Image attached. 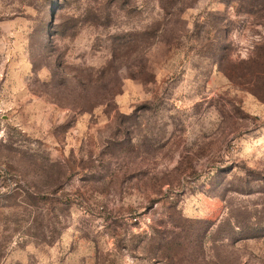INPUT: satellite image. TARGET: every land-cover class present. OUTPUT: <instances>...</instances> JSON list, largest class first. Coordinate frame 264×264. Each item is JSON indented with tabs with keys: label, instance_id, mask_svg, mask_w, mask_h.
I'll use <instances>...</instances> for the list:
<instances>
[{
	"label": "rangeland",
	"instance_id": "374dc122",
	"mask_svg": "<svg viewBox=\"0 0 264 264\" xmlns=\"http://www.w3.org/2000/svg\"><path fill=\"white\" fill-rule=\"evenodd\" d=\"M0 264H264V0H0Z\"/></svg>",
	"mask_w": 264,
	"mask_h": 264
}]
</instances>
